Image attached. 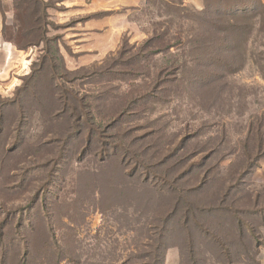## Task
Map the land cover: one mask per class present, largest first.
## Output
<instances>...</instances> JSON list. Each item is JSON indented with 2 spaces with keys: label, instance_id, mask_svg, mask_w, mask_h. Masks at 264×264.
Here are the masks:
<instances>
[{
  "label": "rangeland",
  "instance_id": "374dc122",
  "mask_svg": "<svg viewBox=\"0 0 264 264\" xmlns=\"http://www.w3.org/2000/svg\"><path fill=\"white\" fill-rule=\"evenodd\" d=\"M43 1L64 69L0 93V264H261L264 0H97L95 62Z\"/></svg>",
  "mask_w": 264,
  "mask_h": 264
},
{
  "label": "crops",
  "instance_id": "0c3cea01",
  "mask_svg": "<svg viewBox=\"0 0 264 264\" xmlns=\"http://www.w3.org/2000/svg\"><path fill=\"white\" fill-rule=\"evenodd\" d=\"M19 1L0 0V93L6 92V90L11 91L19 86L21 78L30 74L32 62L37 57L38 48L34 50L32 46L27 49H21L14 43L16 41H14L15 39H13L12 35L5 33L8 25L14 24V29L18 28L16 17ZM59 5L63 9L56 11L55 23L62 26V28L65 25L67 26V30H62L74 31L81 29L84 32H88V35L82 39L84 51L86 52L85 56L88 57L87 62L99 61L103 56L116 51L120 43L115 42L119 29L113 24L112 19L105 22L93 19L85 21L86 23L78 20V23H75L77 27H74V25L68 27L67 25L71 21L72 23L76 21L79 17L95 13L97 11V0H62V5ZM96 30H98L99 34L96 33ZM85 37L90 38V40L85 41ZM40 48L43 49V46ZM256 179L264 184V160H262L260 167L256 171ZM261 264H264V258Z\"/></svg>",
  "mask_w": 264,
  "mask_h": 264
},
{
  "label": "trees",
  "instance_id": "16d2710c",
  "mask_svg": "<svg viewBox=\"0 0 264 264\" xmlns=\"http://www.w3.org/2000/svg\"><path fill=\"white\" fill-rule=\"evenodd\" d=\"M20 7V8H19ZM47 7L48 5L43 0H20L18 2V14L23 15L25 18L20 22L24 23L23 26L18 25L17 29H5V33L13 35L20 31L21 35H24L22 38L13 37L14 41L27 42L25 45L20 46L21 49H27L28 47L37 46L42 41L45 44L46 51L41 57L39 64L33 65L32 71L28 76H25L23 79V84L16 90L15 100H11L8 103L13 105V103L18 102V97L23 92H31L33 82L39 81L46 78V75L49 74L52 80L56 83V86H59V71L64 69V57L61 54L60 46L57 42H54L48 36V20H47ZM19 22V21H18ZM10 31V33H9ZM62 77V74L60 73ZM32 93L35 94V89L32 90ZM67 96H65L64 103L66 104ZM67 105V104H66ZM69 106V105H68ZM14 108V107H13ZM3 114L1 113L0 107V125L2 121ZM188 214V212H187ZM188 217V216H187ZM4 235L1 234L0 239L2 240ZM6 262L3 260L1 264H8V257L6 256Z\"/></svg>",
  "mask_w": 264,
  "mask_h": 264
}]
</instances>
